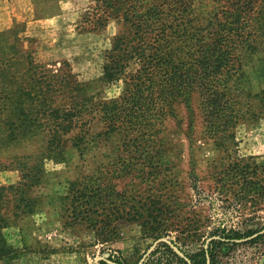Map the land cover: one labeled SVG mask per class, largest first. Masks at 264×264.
<instances>
[{"label":"rangeland","instance_id":"1","mask_svg":"<svg viewBox=\"0 0 264 264\" xmlns=\"http://www.w3.org/2000/svg\"><path fill=\"white\" fill-rule=\"evenodd\" d=\"M172 5V11H165L169 19L191 20L195 27H203L209 19L196 13L185 16ZM58 6L55 16L42 19L35 16L33 0H0V33L46 68L69 66L88 96L102 92L105 98L117 97L121 83L107 89L100 77L105 52L125 30L123 21L111 18L102 30L94 31L87 19L97 6L95 0H58ZM240 8L237 25L244 35L228 45L236 49L233 56L252 45L253 51H246L249 57L239 62L246 74L244 90L254 96L264 90V39L256 33L257 20H264V0ZM218 21L230 26V20L219 17ZM232 64L238 68L239 63ZM247 93L234 95L240 104L233 107L240 114L258 102L246 98ZM162 99L149 114L139 118L136 113L130 123L124 122L82 154L70 141L76 131L63 137L57 161L42 158L45 135L41 132L14 148H0V162L5 165L7 157L30 155L0 169V187H12L2 212L9 218L4 238L13 248V255L0 264H96L110 251L136 264L161 241L182 258L206 245L209 233L218 227L226 233L253 232L246 239L218 244V264H264V171H242L250 157L264 159V115L256 122L238 115L231 129L237 146L227 157L205 134L195 99L190 100L193 117L182 99ZM102 125L93 122L89 133L96 135ZM36 165L40 172L30 170ZM72 182L75 191L100 190L99 195L91 192L97 195L93 200L85 198L94 206L89 213H73L77 201L74 191L68 192ZM147 225L154 227L153 238L143 234ZM109 236L112 242L102 241ZM157 259V255L150 258L153 264L177 261L172 256Z\"/></svg>","mask_w":264,"mask_h":264},{"label":"trees","instance_id":"2","mask_svg":"<svg viewBox=\"0 0 264 264\" xmlns=\"http://www.w3.org/2000/svg\"><path fill=\"white\" fill-rule=\"evenodd\" d=\"M251 1L95 0L97 6L87 19L92 30H102L111 18L122 20L125 27L112 39L102 66L100 82L104 88L110 89L121 83L120 94L112 98H105L102 92L88 96L84 84L76 80L69 66L55 70L46 68L35 60L31 52H19L14 44H9L5 34L0 33V148H14L29 142L36 132H41L45 135L42 158L57 161L61 160L63 137L76 131L70 141L82 154L86 147L121 129L124 122L130 123L136 113L139 118L149 114L154 110L151 107H157V101H163L162 97L167 96L182 99L189 108L190 100L195 99L197 110L202 113L205 134L230 157L234 151L231 148L237 146L231 131L233 125L246 115L255 122L264 115V90L251 96L243 87L246 74L239 61L249 57L246 51L252 52V45H248L246 51L238 49V56H233L236 49L228 45L234 38L243 37V28L237 25V15L243 11L241 5L248 8ZM51 2L52 5L44 6L40 5L44 1L33 0L36 18L55 15L58 0ZM170 4L178 6L185 16L196 13L209 19L203 27H195L191 20L185 22L183 18L169 19L167 12L173 9ZM219 17L230 20V26L219 22ZM257 25L256 33L264 39V20L258 19ZM233 61L239 63L238 68L234 67ZM245 93L246 98L252 97L258 102L248 109L249 112L240 114L233 107L240 104L234 101V95L242 97ZM189 113L193 117L191 108ZM93 122L103 124L96 135L89 133ZM191 126L189 123V130ZM29 156L7 157L8 165L0 162V169H7L14 161L18 163L20 158ZM249 159L251 163L245 164L242 171H264L261 156ZM39 166L30 170L40 172ZM74 186L72 182L68 188V192L74 191L76 195L73 213L76 216L89 213L94 207L90 203L100 190L87 191L83 188L75 191ZM11 188L0 187V260L13 255V248L7 244L3 234L9 226V218L2 212L9 201L7 192ZM93 191L97 195H91ZM18 202L21 204L24 200L18 199ZM25 207L29 208V203ZM145 227L147 232L143 234L153 238L154 227ZM251 235L252 231L226 233L224 228L218 227L209 233L206 245L195 253L184 254L182 258L166 242H157L136 264H153L150 258L155 255L157 260L172 256L177 260L176 264H218V244L233 243ZM107 238L102 241H113L112 237ZM156 263L162 262L159 260ZM96 264H128V260L118 251H110Z\"/></svg>","mask_w":264,"mask_h":264},{"label":"crops","instance_id":"3","mask_svg":"<svg viewBox=\"0 0 264 264\" xmlns=\"http://www.w3.org/2000/svg\"><path fill=\"white\" fill-rule=\"evenodd\" d=\"M45 3L47 2V5H44V6H49V5H52V2L51 0H43ZM49 3V4H48ZM35 6V5H34ZM36 7V6H35ZM36 9V8H35ZM59 9V6L57 5V11ZM35 11V10H34ZM57 11H55V14L57 13ZM55 16V15H54ZM51 17H47V19H49Z\"/></svg>","mask_w":264,"mask_h":264}]
</instances>
